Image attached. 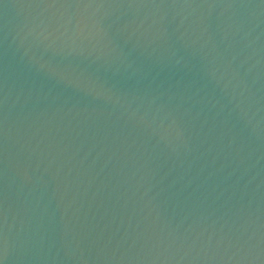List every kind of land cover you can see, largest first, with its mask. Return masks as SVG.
Listing matches in <instances>:
<instances>
[{
    "label": "water",
    "instance_id": "1",
    "mask_svg": "<svg viewBox=\"0 0 264 264\" xmlns=\"http://www.w3.org/2000/svg\"><path fill=\"white\" fill-rule=\"evenodd\" d=\"M0 264H264V0H0Z\"/></svg>",
    "mask_w": 264,
    "mask_h": 264
}]
</instances>
